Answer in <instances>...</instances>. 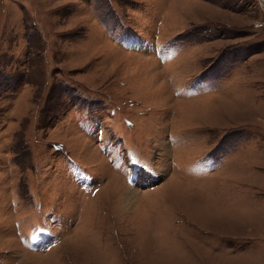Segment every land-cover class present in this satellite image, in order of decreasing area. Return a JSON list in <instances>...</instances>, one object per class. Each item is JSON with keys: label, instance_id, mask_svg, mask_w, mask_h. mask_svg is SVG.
I'll return each instance as SVG.
<instances>
[{"label": "rangeland", "instance_id": "obj_1", "mask_svg": "<svg viewBox=\"0 0 264 264\" xmlns=\"http://www.w3.org/2000/svg\"><path fill=\"white\" fill-rule=\"evenodd\" d=\"M0 264H264V0H0Z\"/></svg>", "mask_w": 264, "mask_h": 264}]
</instances>
